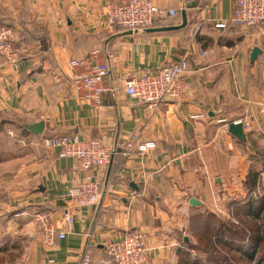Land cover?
<instances>
[{
    "label": "crops",
    "instance_id": "1",
    "mask_svg": "<svg viewBox=\"0 0 264 264\" xmlns=\"http://www.w3.org/2000/svg\"><path fill=\"white\" fill-rule=\"evenodd\" d=\"M108 1L118 0H0V23L15 28L19 48L15 65L0 58L1 264H82L84 254L100 264L106 244L129 231L145 235L146 264H198L185 252L198 217L208 227L212 218L235 228L221 217L234 207L254 228L239 224L251 231L239 233L240 245L264 227V22L251 30L232 24L234 0H151L178 10L156 26L179 24L183 3L186 25L130 32L106 26ZM254 46L260 52L251 62ZM183 55L179 98L149 103L125 92L130 77ZM72 59L108 66L114 89L100 107L74 92L71 80L82 67ZM230 120L243 123L244 140L227 130ZM38 121L43 129L33 134L26 126ZM131 133L155 147L115 154L90 170L42 144L64 134L114 145ZM85 177L97 179L100 196L78 208L64 194ZM65 206L73 221L52 247L30 215L18 214L51 211L56 219Z\"/></svg>",
    "mask_w": 264,
    "mask_h": 264
},
{
    "label": "built area",
    "instance_id": "2",
    "mask_svg": "<svg viewBox=\"0 0 264 264\" xmlns=\"http://www.w3.org/2000/svg\"><path fill=\"white\" fill-rule=\"evenodd\" d=\"M185 9L183 3L180 9ZM105 24L109 29L115 27L136 32L152 27L161 19L177 14V9H164L154 5L151 0H121L107 2L104 7ZM231 22L240 28L251 30L260 27L264 22V0H234L230 18ZM216 27L224 23H216ZM16 30L13 26L0 23V58L15 65L19 58V48L15 44ZM203 51L202 54H205ZM72 67H82L72 77L74 92L81 99L91 101L100 107L103 95L114 88L105 78L109 68L105 63L92 62L90 59L70 61ZM186 70V57L183 55L178 61L165 63L152 73L139 77H130L124 90L128 95L137 96L149 103H156L164 99L179 98L185 88L183 75ZM43 147L49 150L58 148L62 157H72L83 170L96 169L106 165L115 154L127 156L134 151L146 153L155 147L153 140H139L131 133L121 142L107 145L99 138L79 139L69 135H50L42 138ZM65 197L75 207H85L97 202L100 189L97 179L85 177L76 185L69 187ZM73 209L62 207L55 219L53 212L35 210L19 211L20 215H30L33 223L42 233L43 244L52 247L56 239H63L67 226L73 221ZM143 233L129 231L121 239L106 244V256L99 259L100 264H146L148 252L151 249ZM91 257L84 254L82 264H90Z\"/></svg>",
    "mask_w": 264,
    "mask_h": 264
},
{
    "label": "rangeland",
    "instance_id": "3",
    "mask_svg": "<svg viewBox=\"0 0 264 264\" xmlns=\"http://www.w3.org/2000/svg\"><path fill=\"white\" fill-rule=\"evenodd\" d=\"M120 1L121 0L108 1V2H120ZM104 15H105V12H104ZM105 21H106V16H105ZM154 26H156V25H154ZM221 217L225 220V222L229 221L227 225L235 227L236 231H238L239 224H241V223H244L247 226H250L251 227L250 229L254 230L253 226H251L252 224L244 221V219L239 217L238 212L234 207L231 208V213L229 214V216L223 215ZM208 218H209V216H208ZM199 220L205 221V222L204 223H201V222H194L193 223L192 233H193L194 243L192 244V248L190 247L185 252H187L191 255V259L194 258L196 260H199L203 264H207L206 258L208 255V251H205V250L210 249L209 254L215 255L216 252L221 253V254H223V256L227 257V259H228L227 261L229 262V264H235L232 257H237L239 255L234 251V245H237L239 243H244V241H246V239L240 240L238 235L235 236V235L231 234L230 232L227 233L224 230V227L226 224H224L223 226H216V222H215L216 220L215 219L209 218V220H210L209 224L211 227H208V228H205V224H206V216L205 215H203L201 218H199ZM217 228L219 230H217ZM239 230H240V233H242V234L245 233V235H247V237L249 236L248 232H251L250 230L242 229V228H239ZM256 231H260L258 234H260L259 236H262L263 232H264V227L262 226V227H260V229L258 228ZM207 241H209L208 243L211 245H210V247H208V249H206L207 245H205V247H204L205 249H203L202 245H204V243ZM260 245L261 246L256 251V255H255L256 260H258V258L264 253V242H262ZM1 263H3V259H0V264ZM241 263L242 264H256V263H254L253 260L251 262L242 261ZM209 264H216V262H210Z\"/></svg>",
    "mask_w": 264,
    "mask_h": 264
},
{
    "label": "trees",
    "instance_id": "4",
    "mask_svg": "<svg viewBox=\"0 0 264 264\" xmlns=\"http://www.w3.org/2000/svg\"><path fill=\"white\" fill-rule=\"evenodd\" d=\"M167 19H169V18H167ZM161 21L165 22L167 20L166 19H161V20L157 21L155 23V25L159 24ZM199 218H201V217H198L196 222H201V223L205 222V221L199 220ZM205 228H208L207 224H205ZM224 230L227 233L230 232L231 234H233L235 236L239 235V233H240V231H236L235 228H230V227H227ZM208 242L209 241L205 242L204 245H202L203 249H205L204 248L205 245H207L206 249H208V247H210L211 244H209ZM262 242H264V232H263V235L261 237H259L257 235H254V236L252 235L250 237V240H248V243H246V244L234 245V251L239 255L237 257H232L234 262H235V264H242L241 263L242 261L251 262L253 260L254 254L256 253L257 249L261 246L260 244ZM209 250L210 249L205 250V251H208V255H207V258H206L207 264H209L210 262H216V264H229V262L227 261L228 260L227 257L223 256V254L216 252L215 255H211V254H209ZM195 261L198 264H203L199 260H195ZM189 262L191 263V261H189ZM256 264H264V253L258 258V260H256Z\"/></svg>",
    "mask_w": 264,
    "mask_h": 264
},
{
    "label": "water",
    "instance_id": "5",
    "mask_svg": "<svg viewBox=\"0 0 264 264\" xmlns=\"http://www.w3.org/2000/svg\"><path fill=\"white\" fill-rule=\"evenodd\" d=\"M180 15H181V22L179 24H176V25L152 26V27L144 28V29H142V31H145V32H158V31H168V30L179 29V28L185 26L186 23H187L186 11H185L184 8L180 10ZM259 52H260V48L257 47V46H254L251 49V53H250V61L251 62L256 58V56H257V54ZM43 124H44L43 121H38L36 123H32L30 125H27L26 127L31 133L39 134L42 131V129H43ZM227 130L231 134H233L235 137H237L238 139H241V140L245 139V134L243 132V123L241 121L230 120L227 123ZM190 203L195 205L198 202L194 198H191L190 199ZM185 240H187V238H185Z\"/></svg>",
    "mask_w": 264,
    "mask_h": 264
}]
</instances>
